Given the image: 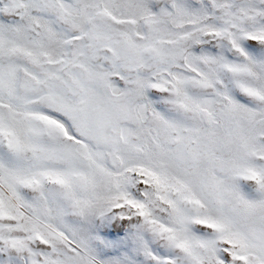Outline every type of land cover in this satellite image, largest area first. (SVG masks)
<instances>
[{"label": "snow or ice", "instance_id": "snow-or-ice-1", "mask_svg": "<svg viewBox=\"0 0 264 264\" xmlns=\"http://www.w3.org/2000/svg\"><path fill=\"white\" fill-rule=\"evenodd\" d=\"M0 264H264V0H0Z\"/></svg>", "mask_w": 264, "mask_h": 264}]
</instances>
